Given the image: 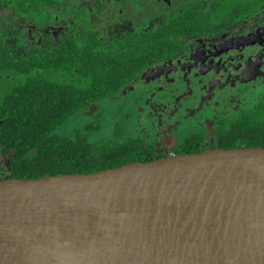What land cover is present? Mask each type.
I'll return each instance as SVG.
<instances>
[{
	"label": "water",
	"instance_id": "obj_1",
	"mask_svg": "<svg viewBox=\"0 0 264 264\" xmlns=\"http://www.w3.org/2000/svg\"><path fill=\"white\" fill-rule=\"evenodd\" d=\"M0 264H264V147L0 179Z\"/></svg>",
	"mask_w": 264,
	"mask_h": 264
},
{
	"label": "trees",
	"instance_id": "obj_2",
	"mask_svg": "<svg viewBox=\"0 0 264 264\" xmlns=\"http://www.w3.org/2000/svg\"><path fill=\"white\" fill-rule=\"evenodd\" d=\"M261 1L216 0L209 10L184 3L159 26L134 28L110 40L86 29L27 50L20 46V33L8 35L12 42L0 35V148L5 155L0 179L91 173L157 159L143 135L130 130L127 114L132 109L110 112L101 106L85 118L81 114L116 95L152 55L175 48L174 36L195 33L205 23L214 31L225 12ZM0 3L40 23L52 19L48 11L59 0ZM109 120L114 121L110 127ZM240 123L236 129L234 122L222 126L232 140L223 147L263 145L264 111L246 115Z\"/></svg>",
	"mask_w": 264,
	"mask_h": 264
},
{
	"label": "flooded vegetation",
	"instance_id": "obj_3",
	"mask_svg": "<svg viewBox=\"0 0 264 264\" xmlns=\"http://www.w3.org/2000/svg\"><path fill=\"white\" fill-rule=\"evenodd\" d=\"M124 1L95 0V3ZM172 1L163 0L164 5L154 17L157 23L137 21L129 30L153 29L168 21L184 3L199 4L203 10H209L216 0H181L174 6ZM251 3L240 10L233 7L225 12L214 31L205 23L206 26L197 27L195 33L174 36L175 48L169 47L161 54L152 55L143 69L116 95L90 107L95 105V112L101 106L110 109L109 104L102 103L125 93L117 110H133L127 114L130 130L134 131L132 126H136L135 131L143 135L158 158L218 148L231 149L222 146L232 141L227 140L231 133H225L222 126L234 122L236 129L244 116L264 111V0ZM2 12H7V17L0 18V35L8 42L14 40L7 39V35H15L14 31L20 33L22 43L23 29H18L21 23L14 20L16 17L44 30L60 21L63 28L65 22L61 18L64 13L73 19L68 23L69 33L64 37L74 31L84 33L91 29L96 30L101 38L112 39L100 31L93 13L85 5L70 4L67 0H59L58 6L49 9L52 19L48 22L35 23L0 3ZM58 13H61L60 19ZM162 138L166 140L162 141ZM220 140L224 142L220 143ZM260 146L264 147V142ZM239 147L259 146L232 148Z\"/></svg>",
	"mask_w": 264,
	"mask_h": 264
},
{
	"label": "rangeland",
	"instance_id": "obj_4",
	"mask_svg": "<svg viewBox=\"0 0 264 264\" xmlns=\"http://www.w3.org/2000/svg\"><path fill=\"white\" fill-rule=\"evenodd\" d=\"M181 0H173L172 6L176 5ZM67 3L76 4L79 3L81 5H85L94 15V22L99 26V29L102 33L108 35V38H112L115 36H123V30H129L132 28V25L137 23V21L143 22H153L157 23L154 17L157 14V11L161 9L164 5L163 0H125L122 3H114V2H105V3H95V0H67ZM102 7V8H101ZM156 9V12L153 10ZM158 9V10H157ZM154 13H150L153 12ZM7 12L0 13V18H6ZM64 17L61 18V13H58V18L65 22L62 28L61 21L58 23L61 27V30H58V24L52 23L54 25L51 27L50 31L48 28L42 30V27L35 26L31 22H24L23 18L16 17L14 20L16 22L20 21V27L22 28V48L27 50H32L35 46L41 45L46 37H49L51 43L58 42L61 38L67 35L68 32V23H72L73 19L70 15L64 13L62 14ZM152 17V18H151ZM164 17V16H163ZM160 19V18H159ZM158 21V19H157ZM59 27V28H60ZM11 35V34H10ZM8 36V35H7ZM12 40L13 38H9ZM125 93H119L117 99L112 101H106L102 103V105L109 104L110 112L117 111L118 105L122 102L123 96ZM101 106V105H100ZM95 112L85 110L80 118H85L88 115H91ZM114 121L109 120V127L112 125ZM133 123V122H131ZM136 126H132V130L135 131ZM110 128L106 129L108 132ZM166 140L162 138V141ZM170 154V153H169ZM5 156L0 153V162H2Z\"/></svg>",
	"mask_w": 264,
	"mask_h": 264
}]
</instances>
